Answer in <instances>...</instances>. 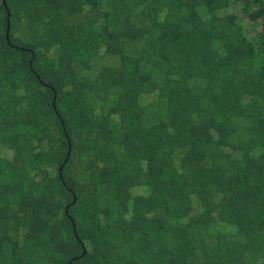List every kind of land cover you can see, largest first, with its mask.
<instances>
[{
    "label": "trees",
    "instance_id": "trees-1",
    "mask_svg": "<svg viewBox=\"0 0 264 264\" xmlns=\"http://www.w3.org/2000/svg\"><path fill=\"white\" fill-rule=\"evenodd\" d=\"M0 264H264V0H0Z\"/></svg>",
    "mask_w": 264,
    "mask_h": 264
},
{
    "label": "water",
    "instance_id": "water-1",
    "mask_svg": "<svg viewBox=\"0 0 264 264\" xmlns=\"http://www.w3.org/2000/svg\"><path fill=\"white\" fill-rule=\"evenodd\" d=\"M4 1V0H3ZM8 37H9V34L7 33V39H8Z\"/></svg>",
    "mask_w": 264,
    "mask_h": 264
}]
</instances>
